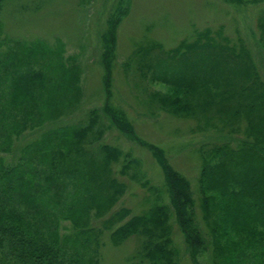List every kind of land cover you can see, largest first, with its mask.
I'll return each instance as SVG.
<instances>
[{"label": "trees", "instance_id": "1", "mask_svg": "<svg viewBox=\"0 0 264 264\" xmlns=\"http://www.w3.org/2000/svg\"><path fill=\"white\" fill-rule=\"evenodd\" d=\"M4 1L0 0V9ZM257 25L264 68V19L259 18ZM115 26L106 32L107 51L114 46ZM7 40L0 39V45L6 44V50H0V264H93L88 254L92 250L86 248L92 249L97 234L90 222L124 193L125 183L111 172L122 151L99 142L97 148L83 146L98 119L97 111L86 122L55 124L70 111L67 101L80 94L79 70L62 59L60 39L53 46L44 40L12 44ZM155 47L162 48L152 43L146 50ZM105 58L104 82L110 92L112 62ZM149 68L156 70L152 79L170 90L153 93L161 108L181 116L208 114L215 108L227 131L244 134L200 144L199 207L213 250L241 242V252L257 254L248 256L247 260L257 258L251 264H264V78L249 48L240 41L232 43L221 28H205L197 31L194 40L182 39L163 50ZM104 109L125 135L153 152L188 244H204L206 237L190 210L195 200L189 180L170 165L161 149L136 135L125 114ZM100 133L94 132L96 138L90 142L99 141ZM1 153L13 155L7 159ZM129 213L123 207L104 220L111 238L123 240L142 233L147 247L154 243L149 254L152 264H178L174 250L165 247L172 242L169 234L166 237L168 204L155 202L122 222ZM62 220L70 221L71 233L60 231ZM216 256L220 264L233 260L232 254Z\"/></svg>", "mask_w": 264, "mask_h": 264}, {"label": "rangeland", "instance_id": "2", "mask_svg": "<svg viewBox=\"0 0 264 264\" xmlns=\"http://www.w3.org/2000/svg\"><path fill=\"white\" fill-rule=\"evenodd\" d=\"M259 18L264 19V0H5L2 3V41L8 39L7 43L12 44L13 40H44L53 46L60 39L62 59L79 70L80 94L67 101L70 111L54 121L55 124L86 122L90 113L97 111L98 119L83 146L97 148L99 142L122 151L120 158L112 162L111 172L125 183L124 193L104 215L90 222L97 234L93 237L97 240L94 245L91 243L92 249L86 248L92 250L88 254L93 257V264H152L149 254L154 243L147 247L146 235L133 233L123 240H113L103 223L123 207L129 208L130 213L122 222L161 201L168 204L166 237L169 234L172 240L165 247L174 250L172 256L178 264H220L216 254L220 257L232 254L233 260L226 264H243L249 255H257L255 250L241 252V242L228 248L224 245L218 252L213 250L215 245L210 242L212 235L201 217L197 191L200 144L240 138L244 134L241 130L227 131L215 108L208 114L191 116L176 115L161 108L153 93L170 90L166 84L152 79L154 69L149 67L163 50L174 47L180 40L192 41L197 31L205 28L212 31L221 28L232 43L240 41L249 48L264 78L257 43L261 33L257 25ZM112 24H116L115 41L113 49L107 51L106 32ZM152 43H160L162 48L146 50ZM0 50H6V44L0 45ZM104 55V61L112 62L110 92L106 91L104 82ZM105 106L111 112L125 114L136 135L161 149L170 165L189 180L195 200L190 210L207 244L206 241L198 247L188 244L173 214L165 174L157 158L149 148L125 135L108 116ZM99 131V141L90 142L96 138H92L94 132ZM1 155L10 159L13 153ZM125 164L128 167L122 168ZM59 229L71 233L70 221L62 220ZM157 241L162 243L161 238ZM253 258L246 263L255 262L257 258Z\"/></svg>", "mask_w": 264, "mask_h": 264}]
</instances>
